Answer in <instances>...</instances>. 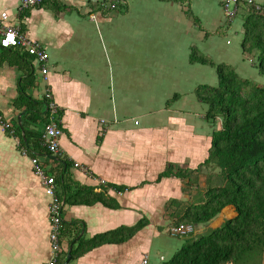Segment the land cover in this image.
I'll return each instance as SVG.
<instances>
[{"label": "crops", "instance_id": "obj_1", "mask_svg": "<svg viewBox=\"0 0 264 264\" xmlns=\"http://www.w3.org/2000/svg\"><path fill=\"white\" fill-rule=\"evenodd\" d=\"M19 1L0 0V13L6 11L7 24L43 47L48 71L44 79L25 47L0 46V114L14 130L22 125L41 134L48 121L44 94L49 88L58 106L62 157L53 159L50 152L29 155L14 133L0 127V264H46L51 255L49 196L33 172V156L55 177L62 175L67 161L64 177L72 190L91 189L84 192L88 202L63 203L58 264H140L145 256L149 264L168 263L189 234L172 235L169 226L201 203L195 196L204 189L201 171L208 166L200 168L196 183L175 173L178 167L196 169L207 155L213 125L204 118L206 109L185 103V92L168 94L158 84L170 71L154 63L149 29L136 28L138 22L126 17L129 0L121 12L97 9L101 0H54L59 9L48 0L27 8L21 18L16 12ZM149 1L159 16V2L172 0ZM174 1L200 30L205 29L199 23L203 19L212 23L211 0ZM216 4L224 11L221 0ZM244 7H228L234 10L230 16L224 11L227 26ZM161 34L154 38L170 43ZM189 54L187 62L194 64ZM31 113L39 118L32 121ZM169 165L170 173L162 176ZM262 256L260 260L264 252Z\"/></svg>", "mask_w": 264, "mask_h": 264}, {"label": "trees", "instance_id": "obj_2", "mask_svg": "<svg viewBox=\"0 0 264 264\" xmlns=\"http://www.w3.org/2000/svg\"><path fill=\"white\" fill-rule=\"evenodd\" d=\"M44 1L48 0H41L34 6ZM49 2L51 6L60 8L54 0ZM111 2L114 7H110ZM96 7L106 12H121L126 8L125 0H101ZM26 9L19 12V18ZM243 15L240 47L243 53H254L255 66L259 73L264 74V11L246 6ZM189 61L215 68L216 84L201 83L194 89L196 99L207 105L204 118L213 128L209 149L201 164L196 169L178 167L175 175L196 183L203 165L213 164L218 170L205 177L201 203L184 210V214L174 222L194 225L198 221L212 219L226 206L233 208L235 216L227 219L223 227L197 237L189 233L191 236L166 264H259L264 252V82L242 77L231 65L214 63L207 56L197 55L195 47L191 48ZM29 117L32 121L39 118L32 113ZM14 135L18 137L19 147L29 155L49 153L34 129H24L21 125L16 127ZM67 168L66 161V168L61 172L63 176L58 174L55 177L58 194L64 197V202L85 203L87 194L84 192H91L90 187L79 186L78 190H72L64 177ZM171 169L169 165L162 176L170 173ZM79 190H82L83 198L78 197ZM61 229L62 221L59 238ZM60 252L61 247L55 264L59 263Z\"/></svg>", "mask_w": 264, "mask_h": 264}, {"label": "rangeland", "instance_id": "obj_3", "mask_svg": "<svg viewBox=\"0 0 264 264\" xmlns=\"http://www.w3.org/2000/svg\"><path fill=\"white\" fill-rule=\"evenodd\" d=\"M214 10L210 11L209 16L212 23L206 24V21H200V25L205 29L200 30L195 24L189 23L182 12V6L178 1H168L160 4V15L156 16V4H151L150 1L129 0L131 5L130 13L126 16L133 23L137 21L136 28L147 27L149 33H152V40L147 38L148 43H151L152 58L157 67H162L164 70L168 68L169 77L158 82L162 89H166L167 93L173 91L185 92L184 102L191 105H196L198 110L202 108L207 109V105L202 102H197L193 92V87L196 84H210L214 85L217 81L215 68L210 65H202L199 63L189 64L187 56L189 54V46H196V54L207 56L215 63H223L231 65L235 68L238 74L245 78L254 79L258 82H264V74L259 73L255 66L256 60L254 53H243L240 47L242 35L240 28L242 26L243 11L241 8L233 17L230 26H227L228 17L224 14L221 5L216 4V0L210 1ZM155 3V2H154ZM232 9L233 5H229ZM168 12V16L166 13ZM166 15V17H164ZM158 18V19H157ZM202 19V16H199ZM231 27V28H230ZM152 28V30H150ZM159 32H158V31ZM157 31V32H156ZM206 32L208 36H206ZM161 34V38L167 36L170 43H160L154 37L156 34ZM148 43L144 47H148ZM159 75L161 69H159ZM154 84V82H153ZM155 85V84H154ZM158 85L157 91L161 90ZM169 90V91H168ZM162 97H170L171 95L163 94ZM209 169L202 170L203 176L213 173L218 169L209 164ZM205 181V180H204ZM202 190H198L195 198H201ZM235 212L232 207L226 206L221 212L217 213L212 219L207 221H198L194 223L193 237L204 234L213 230L216 227H223L227 219H232ZM185 223V222H184ZM204 224L206 227L204 231H199L200 226ZM198 231V232H197ZM191 234L183 237L185 241ZM263 258V256H261ZM260 260L259 263H261ZM256 263V262H255ZM254 263V264H255ZM257 264V263H256ZM264 264V262L262 263Z\"/></svg>", "mask_w": 264, "mask_h": 264}, {"label": "built area", "instance_id": "obj_4", "mask_svg": "<svg viewBox=\"0 0 264 264\" xmlns=\"http://www.w3.org/2000/svg\"><path fill=\"white\" fill-rule=\"evenodd\" d=\"M41 0H20L17 7V14L23 9L30 6H34L40 3ZM223 3L224 11L227 16L234 13V10L238 5L249 6L253 9L264 11V4L257 0H221ZM110 7H114L115 4L111 2ZM229 5H233L234 10H228ZM8 13L3 11L0 13V46L3 48L23 46L27 52L34 56L39 63L40 72L44 79L47 75V54L43 47L38 42L27 39L24 35L19 34L15 25L7 24ZM46 109L48 113V121L43 124L40 140L41 143L49 150L51 154L62 157V150L59 145V136L61 135V129L55 122V115L58 111V106L52 100V95L49 88L45 91ZM0 127L3 131H7L13 135L14 128L12 124L5 120L0 114ZM24 152V150H23ZM31 164L34 174L40 179L43 189L49 196L48 214L50 221V250L51 255L46 264H55L60 251L59 235H60V223H61V210L64 203V199L58 194L57 184L55 176L48 173L39 162L36 156L31 157ZM74 166L81 165L74 162ZM194 227L191 223H178L169 226V232L172 235L184 236L193 231ZM140 264H149L148 258L145 256L141 259Z\"/></svg>", "mask_w": 264, "mask_h": 264}, {"label": "water", "instance_id": "obj_5", "mask_svg": "<svg viewBox=\"0 0 264 264\" xmlns=\"http://www.w3.org/2000/svg\"><path fill=\"white\" fill-rule=\"evenodd\" d=\"M49 156H50L51 158H53V159L59 160V157H57V156L54 155V154H50ZM70 249H71V247H69V250H68V257L70 256Z\"/></svg>", "mask_w": 264, "mask_h": 264}]
</instances>
